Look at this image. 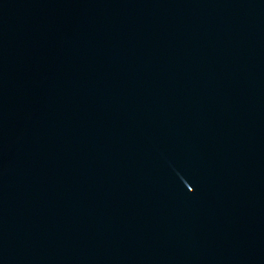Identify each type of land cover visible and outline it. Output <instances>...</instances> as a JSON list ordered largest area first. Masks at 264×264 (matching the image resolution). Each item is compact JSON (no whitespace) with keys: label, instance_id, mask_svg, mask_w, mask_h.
Wrapping results in <instances>:
<instances>
[{"label":"water","instance_id":"1","mask_svg":"<svg viewBox=\"0 0 264 264\" xmlns=\"http://www.w3.org/2000/svg\"><path fill=\"white\" fill-rule=\"evenodd\" d=\"M0 264H264V0H0Z\"/></svg>","mask_w":264,"mask_h":264}]
</instances>
